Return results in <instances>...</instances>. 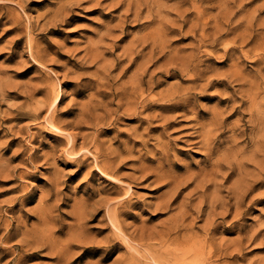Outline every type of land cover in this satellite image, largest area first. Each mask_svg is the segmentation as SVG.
I'll return each mask as SVG.
<instances>
[{
  "label": "rangeland",
  "instance_id": "rangeland-1",
  "mask_svg": "<svg viewBox=\"0 0 264 264\" xmlns=\"http://www.w3.org/2000/svg\"><path fill=\"white\" fill-rule=\"evenodd\" d=\"M136 1H0V237L3 236L0 239V264L17 262L23 252L22 246L17 245L18 239L23 236L24 229L31 228L38 222L37 207L40 197L48 192L56 180L58 188L62 191L58 199L59 206L54 208L57 221L54 228H60L56 233L58 242L66 244L68 236L76 234L79 235V240L71 241L72 245L68 246L69 251L63 259H59L49 247L39 248L36 250V257H23L19 264H145L146 258L142 255H145L147 245L141 248L140 254L136 252L137 255L133 248H129L127 243L120 239L122 243L118 240L119 247L108 252V237L113 236L116 230L107 210L117 212L129 230L144 223L148 230L146 242H150V229L164 230L166 220L173 212L155 210L156 202L169 188L167 179L156 178L162 157L159 151L160 142H170L173 146L170 150L169 171L175 164L182 168L175 173L182 172L186 167L196 169L205 164L204 149L182 141V134L191 130H184L181 126L190 124L196 111H212L221 96L218 92L222 90L223 85L207 87L204 91L198 89V104L185 111L162 110L159 107L162 101L156 100L154 105L157 107L146 109L139 115L122 113L121 108L118 114L113 115L114 120L109 125H67L75 120L82 103L88 101L89 94L95 91V88L90 89L82 84L81 93L75 94V82L79 79L77 77L95 79L98 69L124 58V48L133 38L155 26L153 23L146 29V10L141 17L135 18L133 10ZM176 1L169 0V3ZM218 1H202L204 6L213 7L209 9L207 16L212 17L218 11L219 8L213 6L217 5ZM129 2L134 3L132 10L126 8ZM262 2L263 0H255L247 3L244 9L258 13L254 8ZM240 13L233 19L234 25L237 24ZM193 15L190 17H194ZM260 16L264 18V11ZM210 24L213 25L214 21ZM190 34L185 31L174 33L169 50L157 52L154 59L151 57L152 60L149 58L147 61V77L154 73L153 69L155 70L152 74L158 82L155 91L182 80L180 76L168 77L164 72L169 54L189 55L199 52V68L204 71V78L198 81L200 83L207 82V77L211 78L213 74L219 78L218 73L228 68L229 61L223 62L221 57L224 52L223 44L202 47L203 50H199L197 37ZM230 38L224 40L229 41ZM31 44L34 46V52L39 50L40 54L44 55L41 61L34 59L31 54ZM207 48L211 54L204 51ZM149 50L147 47L142 53H148ZM98 55L102 56L101 59ZM123 60L122 65L128 63V60ZM142 60L140 56L136 61ZM245 66L256 67L250 59L245 60ZM159 68L162 69L161 72ZM119 70L121 66L115 69L113 74L119 73ZM133 70L134 66L125 72L120 80H128ZM213 76L212 78H215ZM186 83L189 84V81H183V84ZM231 84L238 87L235 82ZM53 87H57L63 94V99L59 100L55 107V114L61 126V129L57 130L46 120L50 110H45L38 118L31 116V110L37 107L36 100L43 99L46 92H52ZM36 88H42L41 92H36ZM101 124L103 125L100 126ZM247 131L249 132V129ZM71 134L77 137L73 153L69 152L72 144L69 142ZM93 137L97 139L96 142H91ZM135 140L137 143L134 144ZM98 144L111 153L115 170L113 174H105L96 165L94 149ZM144 167L154 170L149 171L150 178L142 176ZM263 190L264 187L256 189L251 195L262 197ZM57 198L54 195L49 202L54 203ZM102 200L105 205L95 210V204L101 203ZM83 202L89 203V208L94 210V216L86 218L85 225L80 228L76 207ZM249 204L252 208L242 215L237 224L230 225V215L215 229V241L223 242V246L234 254L233 257H226L216 264L227 260L233 264H264V202L256 200ZM17 224L21 226L17 227ZM197 231L203 233L202 230ZM152 242L153 248L162 246L157 239ZM174 246L171 245L170 248ZM128 250L134 254L132 257ZM193 259L196 262L193 256L180 252L178 257L166 259L165 264H194Z\"/></svg>",
  "mask_w": 264,
  "mask_h": 264
},
{
  "label": "bare ground",
  "instance_id": "bare-ground-1",
  "mask_svg": "<svg viewBox=\"0 0 264 264\" xmlns=\"http://www.w3.org/2000/svg\"><path fill=\"white\" fill-rule=\"evenodd\" d=\"M202 1L177 0L174 3H169V0H137L135 5L132 2L127 3L128 10H132L134 5L133 12L136 19L141 17L143 11L146 10L145 17L148 18L146 29L153 23L155 26L144 34L141 33L142 35L133 38L127 46L124 45L126 47L123 59L128 60L127 64L122 65L123 59L118 60L117 63H111L109 66H104V63V67L98 69L95 79L78 76L79 79L75 82V94L81 93L82 84L90 89L95 88V91L89 94L88 101L82 103L75 120L67 123V125L75 127H82L85 123L109 125L114 120L113 115L118 114L121 108H123L122 113L139 115L146 109L157 107L154 105L156 100L162 101L159 106L162 110L185 111L198 104L197 98L200 96L198 89L204 91L207 90V87L223 85L222 90L218 92L221 96L216 101V107L211 108L212 111H196L191 123L181 126L184 130H191L182 134L184 137L182 141L199 145L204 149L205 164L203 166L196 169L186 167L182 172L175 173L182 169L181 166L175 164L169 171L170 150L173 146L170 142H160L159 144L162 157L156 178L167 179L169 188L156 202L155 210L173 212L166 220V228L164 230L150 229L148 239L152 241L157 239L162 246L153 248L151 247L152 241L146 242L148 230L144 223L129 230L128 225L123 224L120 215L117 212L112 213L107 208V214L115 227L114 230H116H113V236L108 237L110 242L108 252L119 247L118 240L120 239L139 254L141 248L147 245L145 255L141 254L146 258L145 264H165L166 259L178 257L180 252L196 258V262L193 259L194 264H216L226 257H233L234 254L223 246V242L215 241V229L230 215H232L230 225L237 224L236 222L242 218V215L252 208L249 203L256 200L264 202V190L262 197L251 195L254 190L264 187V18L260 16L264 11V0L254 8L258 13L244 9L247 3L250 4L255 0L247 2H245L246 0H219L217 5L213 4L219 9L212 17L207 15L209 9L213 7L204 6ZM239 13L241 16L237 20V24L234 25L233 19ZM192 14L194 17L191 18ZM211 21H214L213 25L210 24ZM183 31L197 37L199 50H203L202 47H216L223 44L222 61L228 60L229 66L225 71L218 73L219 78L213 74L212 76L215 78L207 77V82L200 83L198 81L204 78V71L199 68L201 64L199 52H190L189 55L169 54L164 72L168 74V77L180 76L182 80L170 83L168 87L155 91L158 84L154 78L155 75H152L155 70L153 69L154 73H150V76L147 77L149 67L146 63L151 57H154L155 53L169 50L170 42L174 40L172 35ZM231 34L233 36H230ZM229 37L231 40H224ZM30 47L34 59L41 61L44 55L40 54L39 50L34 52L32 44ZM147 47L150 48L149 52L143 54V50ZM109 50L111 51V49ZM204 51L211 54L208 53V48ZM140 56L143 60L138 63L136 60ZM98 57L100 56L98 55ZM248 59L255 63V68L245 66V60ZM77 64L78 62L75 60V65ZM97 66L99 65L97 64ZM119 66H121L120 72L117 71L119 73L113 74V71ZM133 66L134 70L130 78L121 81L125 72ZM185 75L187 78H184ZM183 81H189V84H183ZM231 82L238 84V87L232 85ZM36 90L39 93L42 88H36ZM211 97L215 98V96ZM62 99L61 90L53 87L52 92H46L43 99L36 100L38 104L36 103L37 107L31 110V116L38 118L45 110H50L51 112L46 116L47 122L54 130L55 128L56 130L61 129L55 114V107L57 102ZM155 113L158 114V112ZM76 138V135H72L69 140L72 143L70 153H73L76 148ZM89 139L91 140V138ZM96 141L95 137L91 140V142ZM133 142L135 144L137 140ZM94 157L96 165L105 174L115 172L111 153L104 150L100 144L95 145ZM149 171L154 170L144 167L142 176L150 178ZM61 192L58 188V180H56L48 192L40 197V204L37 207L38 222L31 228L22 231L23 236L18 239L17 245L22 246L23 252L15 264H19L23 257H36V250L48 247L54 254L56 253L59 259H63L69 251L68 246L72 245L71 241L79 240V235L76 234L68 236L66 244L58 242L56 233L60 228H54L57 222L54 217V208L59 206L58 199ZM54 195L58 198L54 203H50L49 200ZM104 205L102 200L101 203L95 204L96 209H94L97 210ZM76 208L79 213L77 223L82 228L86 218L94 216V210L89 208L88 202L78 204ZM19 226L21 225L17 224V227ZM197 230H202L203 233ZM252 235L254 234L252 233ZM2 238L3 236L0 237V239ZM171 245H175L174 248H170ZM129 250L127 252L132 257L134 254ZM134 259L136 258L134 257ZM187 259L189 258L187 257ZM95 264L97 263L95 262ZM222 264H233V262L227 260Z\"/></svg>",
  "mask_w": 264,
  "mask_h": 264
}]
</instances>
